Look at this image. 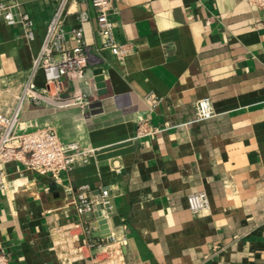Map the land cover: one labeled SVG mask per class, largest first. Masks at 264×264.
Returning <instances> with one entry per match:
<instances>
[{
	"label": "crops",
	"instance_id": "1",
	"mask_svg": "<svg viewBox=\"0 0 264 264\" xmlns=\"http://www.w3.org/2000/svg\"><path fill=\"white\" fill-rule=\"evenodd\" d=\"M112 1L115 40L130 49L122 60L99 48L89 0L67 6V30L77 27V11L89 15L90 60L87 83L63 82L61 94L78 87L90 94L89 105L23 101L19 116L21 127H52L93 154L57 180L5 166L0 251L8 264H264V8L249 0ZM53 9L52 0H23L35 24L32 41L20 25L0 21L5 116L19 103ZM33 82L44 86L40 70ZM205 98L214 114L198 120L196 102ZM84 185L89 199L109 190L107 216L76 214ZM199 191L209 210L192 213L186 198ZM101 218L107 236H95ZM73 223H80L72 229L79 244L96 246L66 258L60 234Z\"/></svg>",
	"mask_w": 264,
	"mask_h": 264
},
{
	"label": "built area",
	"instance_id": "2",
	"mask_svg": "<svg viewBox=\"0 0 264 264\" xmlns=\"http://www.w3.org/2000/svg\"><path fill=\"white\" fill-rule=\"evenodd\" d=\"M54 9L41 40L38 54L33 58L23 94L13 113L5 116L0 113V192L7 187L5 166L17 163L28 173L48 176L57 180L60 173L71 171L77 160L87 164L93 150L85 147L81 141L63 142L52 127L42 126L31 129L21 127L19 116L23 101L35 105L48 104L55 107L79 106L86 107L90 103V94L83 93L74 87L72 93L64 97L63 82L72 84L84 81L87 83L85 67L90 60V54L85 44L83 24L89 19L85 10L77 11V27L65 29L64 21L69 3H82L85 0H52ZM257 7L264 8V0H249ZM23 0H0V21L7 26L20 25L27 41L35 39V24L32 17L22 10ZM95 14L96 35L99 48L122 60L129 52L128 45L118 43L114 37L112 15L115 13L112 0H89ZM71 46H67V42ZM41 71L44 86L36 87L33 77ZM214 114V107L209 99L196 102V117L206 120ZM143 127L139 132H145ZM86 185L79 187L75 198V211L80 217L90 213L94 207L101 205L103 216H107L110 208V192L102 189L98 198L89 199L84 195ZM188 209L192 213L209 210V201L203 191L194 192L186 198ZM80 223H73L62 229L64 240L60 247L63 257L69 258L73 253H79L84 245L96 246L95 243L79 244L80 238L72 233V229ZM88 229L85 232L88 233ZM78 242V244H74ZM121 254L120 247L116 255ZM8 256L0 251V264H8Z\"/></svg>",
	"mask_w": 264,
	"mask_h": 264
},
{
	"label": "water",
	"instance_id": "3",
	"mask_svg": "<svg viewBox=\"0 0 264 264\" xmlns=\"http://www.w3.org/2000/svg\"><path fill=\"white\" fill-rule=\"evenodd\" d=\"M95 75V82H96V88L98 90L99 94H104V83H103V78L101 75V70L97 69L94 71ZM94 210H100L101 211V216L104 214L103 208L101 205H97L94 207ZM98 226L99 230L95 233V236H107L108 235V230H107V225H106V220L101 218L98 220Z\"/></svg>",
	"mask_w": 264,
	"mask_h": 264
}]
</instances>
